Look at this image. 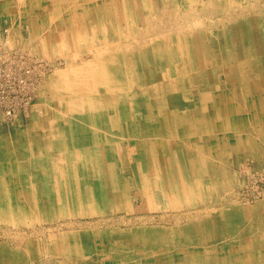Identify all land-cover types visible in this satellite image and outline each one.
I'll return each instance as SVG.
<instances>
[{"label":"rangeland","instance_id":"rangeland-1","mask_svg":"<svg viewBox=\"0 0 264 264\" xmlns=\"http://www.w3.org/2000/svg\"><path fill=\"white\" fill-rule=\"evenodd\" d=\"M0 54L11 264H264V0H0ZM95 56L132 87L91 113L64 82Z\"/></svg>","mask_w":264,"mask_h":264},{"label":"bare ground","instance_id":"bare-ground-1","mask_svg":"<svg viewBox=\"0 0 264 264\" xmlns=\"http://www.w3.org/2000/svg\"><path fill=\"white\" fill-rule=\"evenodd\" d=\"M188 1H191V0H188ZM82 37H85V36H83L82 34ZM5 43H7V41ZM10 43L12 42H9V44ZM12 45L14 44L12 43ZM1 57H2V54H0V58ZM112 66L113 65L109 63V61L108 63L103 62L100 56L89 58V60L84 62L83 65L72 68V71L70 72V74L67 75L68 78L67 79L64 78L65 79L64 88L72 89L74 92L78 93L80 97L82 98V100H84L87 103V105L85 106L88 107L89 110H91L90 112L97 113L99 110L98 108L101 103L100 96L103 92H107L111 96L117 93L123 95V94L129 93V90L127 89L132 87V85L124 86L123 84H121L122 81L120 79H116L115 75H113L112 68H110ZM123 90H125L126 93H122ZM221 115L222 114H220L219 116L215 118L212 117L214 118L212 120H210V116L209 117L205 116V117H202L194 121L192 119L187 118L184 120V123H190L191 126H194V127L195 125H198L199 127L202 128L204 132H206V130H208L209 128L213 129L216 127L215 125H217V123L214 121L215 119H217L218 117L221 119L224 118ZM179 118H182V117H179ZM219 124L222 125V127H225L223 123L219 122ZM194 127H192V130L194 129ZM64 129L65 127H62L61 131L58 133L59 137L63 141V149H64V155H65V158L63 159V161L67 158V155L70 153L69 151L70 147L67 142L68 134L66 130ZM96 142L97 141L94 138L92 145H96ZM29 151H32V150L29 149ZM73 156L75 157L79 165L85 164L84 160L87 155L84 151L78 150V152L75 153ZM7 158H8V161L6 160L4 161V159L3 160L0 159V200H4L5 202L9 204L6 210L1 213L4 214L3 217L6 220L15 222L17 217H19V214L22 213L23 215H25L24 209L17 207L16 204L17 203L23 204L22 202H24V200H20V199H24L28 197V192L20 191L18 193L14 190V192L16 193L14 197L11 191V188L14 189L15 186L11 184L9 185V182H12V181L14 182V180L20 179L17 177L18 176L17 167L22 166L23 163L20 162L21 160H19L18 155L17 154L15 155L13 152L8 154ZM89 160L91 161V163H94L92 157H89ZM149 160L151 163L153 162L150 158ZM5 162H8L7 165H5L6 164ZM66 163L67 162L64 161V164ZM152 170L148 168V172H152ZM152 175H154V172ZM159 186H160V183L157 182V187ZM184 187H185L184 194L190 200H192V198H195L197 196V192L195 191L194 185H186ZM142 195L145 196L147 199L144 202V205L147 208L150 207V205H154L155 208H161V207L163 208L167 205L164 203V201L157 202L155 199H152L153 194L150 193L148 182H146L145 185L143 186ZM171 196L173 199L176 198L174 193L171 194ZM17 197H18V200L16 201L13 200L14 203H12V198L16 199ZM94 203L95 201H92L90 204H94ZM118 205L119 207H124L128 210H132V207H133V204L131 203L130 199H127V198L123 200L122 199L119 200ZM6 253L7 252L0 253V263L5 262V264H11L12 262H10V260L12 257H10L8 253L7 254ZM167 263H170V262H167Z\"/></svg>","mask_w":264,"mask_h":264}]
</instances>
